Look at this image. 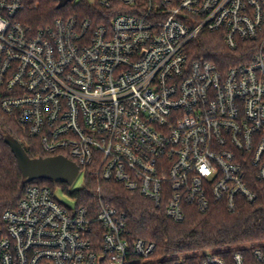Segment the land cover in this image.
<instances>
[{
    "label": "built area",
    "instance_id": "2783aa9c",
    "mask_svg": "<svg viewBox=\"0 0 264 264\" xmlns=\"http://www.w3.org/2000/svg\"><path fill=\"white\" fill-rule=\"evenodd\" d=\"M89 2L105 12L101 23L60 17L34 29L17 19L23 0H0L3 113L48 157L74 162L84 182L95 173L175 223L187 208L233 213L242 201L256 203L253 183L264 186V0ZM203 33L221 35L231 51L255 45L251 62L223 71L192 61L188 48ZM156 250L129 239L113 207L66 206L47 186H29L0 214V264H153ZM173 264H264V241L248 255Z\"/></svg>",
    "mask_w": 264,
    "mask_h": 264
},
{
    "label": "trees",
    "instance_id": "16d2710c",
    "mask_svg": "<svg viewBox=\"0 0 264 264\" xmlns=\"http://www.w3.org/2000/svg\"><path fill=\"white\" fill-rule=\"evenodd\" d=\"M23 3L25 8L17 19L34 29L45 28L57 18L72 16L91 19L98 24L101 22L97 20L105 14L87 0L69 4L62 10H58V2L53 0H23ZM188 52L192 61L211 62L224 71L250 63L255 45L244 43L237 51H231L221 35L203 33L191 43ZM6 135L22 142L30 158L48 157L41 145L27 136L16 118L6 115L0 108V214L15 209L32 185L47 186L53 191L59 188L77 200L79 206L93 211L102 202L125 219L129 239L143 240L157 247L153 264H173L175 258L201 261L208 254L229 257L245 252L248 255L264 241V186L258 182L253 183V188L258 185L259 189V198L254 204L242 201L233 213L223 205H213L204 214L187 208L185 221L175 223L151 201L126 191L121 185L104 182L95 173L88 174L85 186L73 192L66 182L38 180L27 184L11 148L5 143Z\"/></svg>",
    "mask_w": 264,
    "mask_h": 264
},
{
    "label": "water",
    "instance_id": "95a60500",
    "mask_svg": "<svg viewBox=\"0 0 264 264\" xmlns=\"http://www.w3.org/2000/svg\"><path fill=\"white\" fill-rule=\"evenodd\" d=\"M58 2V10L66 8L75 0H53ZM5 143L11 148L24 181L31 184L38 180L54 183L66 182L72 186L79 176L80 168L69 159L58 157H39L32 159L20 141L11 135L5 136Z\"/></svg>",
    "mask_w": 264,
    "mask_h": 264
},
{
    "label": "rangeland",
    "instance_id": "374dc122",
    "mask_svg": "<svg viewBox=\"0 0 264 264\" xmlns=\"http://www.w3.org/2000/svg\"><path fill=\"white\" fill-rule=\"evenodd\" d=\"M79 1H81V0H77V2H79ZM87 1H92V0H87ZM84 186H85L84 177H83V175H80L77 178V180L75 181V183L69 187L70 192L81 190ZM55 194H56V198L58 199V201L63 203L64 205H66V206H73L74 205L75 200L73 198H71L69 195H67L66 193H64L61 189H59V188L56 189ZM155 260H156V258H155Z\"/></svg>",
    "mask_w": 264,
    "mask_h": 264
}]
</instances>
